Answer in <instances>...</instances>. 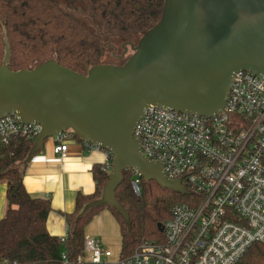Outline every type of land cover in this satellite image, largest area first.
Here are the masks:
<instances>
[{
  "label": "water",
  "instance_id": "water-1",
  "mask_svg": "<svg viewBox=\"0 0 264 264\" xmlns=\"http://www.w3.org/2000/svg\"><path fill=\"white\" fill-rule=\"evenodd\" d=\"M129 46L124 62L99 63L84 74L54 59L13 71L4 37L0 65V117L15 112L21 122L41 125L27 159L64 131L111 152L100 197L78 215L107 204L127 225V212L114 195L125 170L189 194L141 153L133 129L143 110L155 105L211 116L223 108L236 70L264 80V0H164L160 19ZM156 227L162 231L161 223Z\"/></svg>",
  "mask_w": 264,
  "mask_h": 264
},
{
  "label": "built area",
  "instance_id": "built-area-1",
  "mask_svg": "<svg viewBox=\"0 0 264 264\" xmlns=\"http://www.w3.org/2000/svg\"><path fill=\"white\" fill-rule=\"evenodd\" d=\"M41 125L21 122L15 112L0 117V149L14 138L32 141ZM72 132L55 135L54 155L64 157ZM133 136L141 153L179 180L187 202L172 205L162 223L161 240L139 242L133 251L112 255L85 236L91 264H236L253 243L264 242V80L249 70L231 77L223 108L214 115L182 113L148 105ZM103 150L102 170L109 173L112 153ZM131 172V188L139 194V174ZM68 264L64 252L61 255ZM81 262V258H78ZM0 264H16L1 261Z\"/></svg>",
  "mask_w": 264,
  "mask_h": 264
},
{
  "label": "trees",
  "instance_id": "trees-1",
  "mask_svg": "<svg viewBox=\"0 0 264 264\" xmlns=\"http://www.w3.org/2000/svg\"><path fill=\"white\" fill-rule=\"evenodd\" d=\"M61 0H0V65L4 57V37L9 45V69H30L54 59L84 74L100 63L105 47L101 35L86 20L61 7ZM69 9L78 8L115 37L140 35L161 17L164 0H63ZM125 60V59H124ZM119 62L122 63L124 62ZM79 141L83 140L72 133ZM33 141L14 138L0 149V182L6 184L5 211L0 219V262L16 264H91L84 259L87 226L103 209L117 222L120 257L129 255L141 241L161 240L157 223L170 216L173 204L189 197L154 180L139 176V194L131 188V172L125 170L115 189L117 202L126 210L128 223L111 206H96L78 215L83 206L100 197L108 180L101 166L92 169L94 191L78 192L74 209L65 213L68 226L64 238L51 235L45 226L51 209L48 198L32 197L23 184L24 166ZM81 258V262H78ZM236 264H264V242L250 245Z\"/></svg>",
  "mask_w": 264,
  "mask_h": 264
},
{
  "label": "crops",
  "instance_id": "crops-1",
  "mask_svg": "<svg viewBox=\"0 0 264 264\" xmlns=\"http://www.w3.org/2000/svg\"><path fill=\"white\" fill-rule=\"evenodd\" d=\"M56 143L54 136L45 139L41 149L26 160L23 184L32 197L48 198L51 209L45 221L46 229L51 235L64 238L68 230L64 214L73 211L78 192L89 194L94 191L92 169L95 165L101 166L106 157L103 150L86 145L73 136L66 140L65 155L60 157L52 152ZM5 191L6 184L0 182V219L5 211ZM92 233L85 231V236L105 248L100 237Z\"/></svg>",
  "mask_w": 264,
  "mask_h": 264
},
{
  "label": "rangeland",
  "instance_id": "rangeland-1",
  "mask_svg": "<svg viewBox=\"0 0 264 264\" xmlns=\"http://www.w3.org/2000/svg\"><path fill=\"white\" fill-rule=\"evenodd\" d=\"M60 5L66 11L76 15L79 18L81 17V19L86 20V22L89 23L91 29L98 32L101 35L102 40L104 42L105 51H104V55L100 59V63L118 64L132 53L129 43L136 44L140 35H134L126 39L112 36L106 31V29L103 26L99 25L96 21L90 19L87 15H84L78 8L69 9L68 7L65 6V2L63 0H61ZM124 47H126L127 49L124 55L120 57L124 50ZM97 215L88 225V229L86 230V232H89V230H91L93 232L92 233L93 236L100 237L101 243L112 254L107 259V261L109 263H116L120 257V250H121V240H120V234H119L117 222L113 218L110 211L107 209H103ZM102 218H104L103 221ZM90 258H91L90 252L86 251L84 253V259L86 261H89Z\"/></svg>",
  "mask_w": 264,
  "mask_h": 264
},
{
  "label": "flooded vegetation",
  "instance_id": "flooded-vegetation-1",
  "mask_svg": "<svg viewBox=\"0 0 264 264\" xmlns=\"http://www.w3.org/2000/svg\"><path fill=\"white\" fill-rule=\"evenodd\" d=\"M119 57V56H118Z\"/></svg>",
  "mask_w": 264,
  "mask_h": 264
}]
</instances>
